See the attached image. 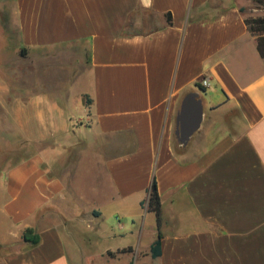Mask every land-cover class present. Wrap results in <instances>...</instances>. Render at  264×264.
I'll use <instances>...</instances> for the list:
<instances>
[{"label":"crops","instance_id":"crops-1","mask_svg":"<svg viewBox=\"0 0 264 264\" xmlns=\"http://www.w3.org/2000/svg\"><path fill=\"white\" fill-rule=\"evenodd\" d=\"M244 18L240 0H15L0 136L20 154L4 165L0 246L22 245L8 248L3 264L81 263L70 224L76 214L100 219L104 209L126 229L108 237L138 235L136 244L104 249L127 250L128 262L264 264V59ZM188 96L200 121L181 144ZM102 137L129 140L113 151ZM86 152L96 171L76 190ZM153 180L162 216L154 259L155 216L141 206ZM55 201L74 205V215L64 205L55 222L43 211ZM147 219L155 231L141 246ZM27 229L37 244L23 242Z\"/></svg>","mask_w":264,"mask_h":264},{"label":"rangeland","instance_id":"rangeland-1","mask_svg":"<svg viewBox=\"0 0 264 264\" xmlns=\"http://www.w3.org/2000/svg\"><path fill=\"white\" fill-rule=\"evenodd\" d=\"M14 2L15 0H0V77L4 79L6 84H8L10 76L9 70H7L10 65L9 57L11 56V50L9 49V46L14 42L16 36V26L14 21ZM240 8L242 10V13L244 14V17H264V8L260 7L258 4L251 0H240ZM140 17L142 18V15L139 12L132 15L128 21V27H131L133 23H136V21H138ZM143 20L145 22L148 21L147 18ZM0 113H4V105L2 104H0ZM7 128V120L4 118L0 119V134L3 133V129H6L7 131ZM1 136L0 141L3 140V142H5L4 138ZM123 140L128 142L129 139L125 138ZM123 140H121L120 137H110L109 139L102 137L100 139V141L104 145L106 144L108 145V147L110 145V148H112L113 151L115 150V146ZM10 148L15 149L13 146H11ZM175 149H178L177 142L175 143ZM19 154L20 153L10 151L9 146L6 144V142L0 145V194L2 192V181L6 170V167H4V165H6L7 162L13 159L14 157L18 158L17 155ZM74 155V152H70L71 158L69 161L75 160L76 156ZM95 162L96 155L94 153L91 154L90 152H86L80 160L79 167L75 170L73 168V174L75 178L74 181H77V183L72 185L73 189L84 190L86 187H88L90 182H92L94 172L96 171L94 169ZM66 171L67 172L65 173V171H62L61 169L59 170L63 178L69 181L68 175H70V170ZM64 174H67V176H64ZM84 199L88 202L86 203V206H89L90 202L88 200V197L84 196ZM104 201V199H97L96 203L103 204ZM64 203L65 202L63 201H55L54 206H48V208L44 209L43 211L46 214H49V216L56 222L59 219L63 218L60 211L63 212L62 206L65 205ZM65 206L66 208H68L65 209L69 212L68 217L71 218V216L75 213V206H69L68 204ZM83 211L84 210H82V212ZM74 218H76V220L72 221L73 223L70 224V227L71 230L74 232V239L82 245V258L81 263L79 264H137L136 261L128 262V260L131 258H129L128 256L122 257L119 251L115 253H112L110 251L104 252L105 248L115 249L117 247H121L122 244H124L126 241H131L136 244V241L138 239L137 234L131 238H110L107 236L109 230H112L116 234H122L126 232V229H124L123 231H119V229L117 228V217H115V214L112 212V209H104L102 218L97 220H91L90 214L85 215L84 213L80 215L76 214V217ZM121 222L124 224L126 223V220L121 219ZM137 229H139V227ZM154 231L155 227L153 224V219H147L143 227L142 238L140 241L141 246H146V243L151 239ZM21 245V240H18L13 242L12 245L5 247V249L4 247L0 246V264H3L1 261L2 255L8 248L18 249ZM71 264L77 263L73 262Z\"/></svg>","mask_w":264,"mask_h":264},{"label":"trees","instance_id":"trees-1","mask_svg":"<svg viewBox=\"0 0 264 264\" xmlns=\"http://www.w3.org/2000/svg\"><path fill=\"white\" fill-rule=\"evenodd\" d=\"M264 8V0H251ZM242 11V10H241ZM170 15H168V22L170 21ZM244 23L248 32L255 38L257 51L262 59H264V17H245ZM141 206H146V210L151 212L155 216V224L157 230V236L154 242L149 248L150 256L154 259L161 255V233L160 228L162 226L161 205L159 196L156 189V183L153 180L148 189V198L141 202ZM22 240L28 244H37L39 242V236L34 233L32 229H27L23 235ZM127 252V250H121L119 253Z\"/></svg>","mask_w":264,"mask_h":264},{"label":"water","instance_id":"water-1","mask_svg":"<svg viewBox=\"0 0 264 264\" xmlns=\"http://www.w3.org/2000/svg\"><path fill=\"white\" fill-rule=\"evenodd\" d=\"M190 98L191 96H188L184 99L181 107V112L178 116V122L181 125V129L176 132V138L181 144H184L191 135L192 129H189V124L193 123L197 127L200 121V107H195V109L191 111L192 116H190L189 114L190 111L188 110V107Z\"/></svg>","mask_w":264,"mask_h":264},{"label":"built area","instance_id":"built-area-1","mask_svg":"<svg viewBox=\"0 0 264 264\" xmlns=\"http://www.w3.org/2000/svg\"><path fill=\"white\" fill-rule=\"evenodd\" d=\"M200 84H201V86L202 87H207L208 86V80L207 79H203L201 82H200ZM116 220H117V223L119 224V219L118 218H116Z\"/></svg>","mask_w":264,"mask_h":264}]
</instances>
